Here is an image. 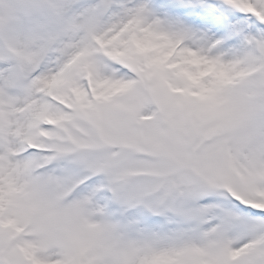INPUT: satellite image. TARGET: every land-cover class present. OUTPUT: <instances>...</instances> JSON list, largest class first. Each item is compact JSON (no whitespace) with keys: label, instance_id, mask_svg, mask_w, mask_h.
<instances>
[{"label":"snow or ice","instance_id":"snow-or-ice-1","mask_svg":"<svg viewBox=\"0 0 264 264\" xmlns=\"http://www.w3.org/2000/svg\"><path fill=\"white\" fill-rule=\"evenodd\" d=\"M0 264H264V0H0Z\"/></svg>","mask_w":264,"mask_h":264}]
</instances>
